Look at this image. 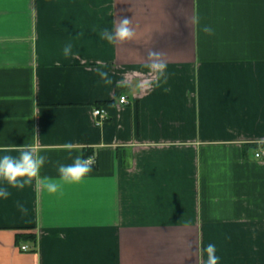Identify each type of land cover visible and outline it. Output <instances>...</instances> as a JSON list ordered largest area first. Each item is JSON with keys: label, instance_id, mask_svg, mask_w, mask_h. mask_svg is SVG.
<instances>
[{"label": "crops", "instance_id": "obj_1", "mask_svg": "<svg viewBox=\"0 0 264 264\" xmlns=\"http://www.w3.org/2000/svg\"><path fill=\"white\" fill-rule=\"evenodd\" d=\"M125 17L133 40L100 38ZM25 143L48 158L41 177L95 164L62 195L8 187L0 264H203L209 243L218 264H264V0H0V146Z\"/></svg>", "mask_w": 264, "mask_h": 264}, {"label": "clouds", "instance_id": "obj_2", "mask_svg": "<svg viewBox=\"0 0 264 264\" xmlns=\"http://www.w3.org/2000/svg\"><path fill=\"white\" fill-rule=\"evenodd\" d=\"M192 24L198 25L200 18L198 15H193ZM114 30L104 29L100 33V38L107 40L110 44H123L131 41L136 36V29L133 26L132 19L122 18L114 21ZM205 35H212L213 28L205 25L202 28ZM65 57L72 54V45L66 44L63 48ZM164 54L159 51L150 50L147 55L145 67L148 69V74L151 77L149 85L159 86L161 79L167 82V62L163 58ZM100 78L107 84L111 85L113 81L109 78L106 71L97 69ZM144 82L140 80L121 79L116 83L117 87L127 89L130 94L140 95L146 89L143 86ZM39 137L34 136L33 140ZM63 149L71 153L75 148L71 142L65 143ZM15 153V154H13ZM48 162V158L40 154V149L35 143H25L22 146L5 144L0 146V183L6 184L7 187H0V198L7 199L11 193L8 187L23 190L26 186H30L35 181L36 185L44 190L49 195H62L65 185H73L82 183L90 172L93 170L95 158L93 156L77 155L71 164H60L57 168L58 176L48 177L40 176V170ZM21 213L26 214L28 209L23 204H18ZM206 254V259L203 264H218L219 257L216 255L215 244L209 243L203 250Z\"/></svg>", "mask_w": 264, "mask_h": 264}, {"label": "built area", "instance_id": "obj_3", "mask_svg": "<svg viewBox=\"0 0 264 264\" xmlns=\"http://www.w3.org/2000/svg\"><path fill=\"white\" fill-rule=\"evenodd\" d=\"M116 101L118 104L127 103L128 102L127 95L126 94L119 95V97L116 99ZM92 113H93L97 123L102 122L106 118V111L103 107L93 108ZM263 155H264V151H261V150L256 151L254 153L255 157H262ZM89 156H91V155H89ZM20 247L23 250H28L30 248V246L28 244H22Z\"/></svg>", "mask_w": 264, "mask_h": 264}, {"label": "trees", "instance_id": "obj_4", "mask_svg": "<svg viewBox=\"0 0 264 264\" xmlns=\"http://www.w3.org/2000/svg\"><path fill=\"white\" fill-rule=\"evenodd\" d=\"M89 153L88 152H86L85 153V157H87V156H89L88 155ZM22 237H25V238H28L31 242H32V244L33 245H35V243H36V234L35 233H28V234H23V235H21ZM20 236V237H21Z\"/></svg>", "mask_w": 264, "mask_h": 264}]
</instances>
